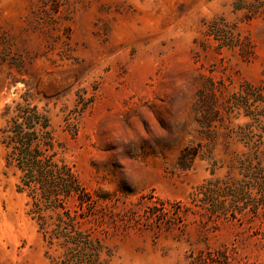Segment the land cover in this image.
<instances>
[{"label":"rangeland","instance_id":"rangeland-1","mask_svg":"<svg viewBox=\"0 0 264 264\" xmlns=\"http://www.w3.org/2000/svg\"><path fill=\"white\" fill-rule=\"evenodd\" d=\"M262 85L264 0H0V128L28 90L47 106L111 264H264L262 193L246 185L215 211L191 197L247 151L229 137L244 112L202 127L213 95L222 109ZM187 147L202 153L183 169ZM4 155L0 264H53Z\"/></svg>","mask_w":264,"mask_h":264},{"label":"trees","instance_id":"trees-1","mask_svg":"<svg viewBox=\"0 0 264 264\" xmlns=\"http://www.w3.org/2000/svg\"><path fill=\"white\" fill-rule=\"evenodd\" d=\"M256 9L254 12L260 11ZM212 98L206 120L200 122L202 127L207 128L213 121L212 113L218 116L225 112L231 119L238 111L251 119L229 136L242 143L246 153L232 157L225 178L208 180L191 193L194 203L210 205L215 211L219 197L240 198L246 185L264 197V128L255 125L264 116V85L247 86L234 93L229 102H222V109L214 105L216 97ZM4 115L6 123L0 128L4 161L6 167L19 173L17 189L28 199V215L45 243L47 258L53 264H111L114 254L98 220L92 196L83 186L76 166L68 160V148L56 135L50 110L36 103L28 90L20 100L5 107ZM201 149L185 148L181 167L189 169L201 157ZM263 204L264 200L257 207Z\"/></svg>","mask_w":264,"mask_h":264}]
</instances>
